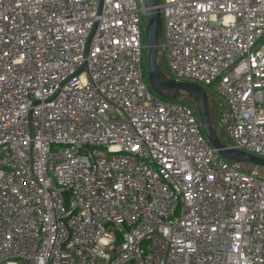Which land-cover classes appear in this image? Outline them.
<instances>
[{"label": "built area", "instance_id": "2783aa9c", "mask_svg": "<svg viewBox=\"0 0 264 264\" xmlns=\"http://www.w3.org/2000/svg\"><path fill=\"white\" fill-rule=\"evenodd\" d=\"M158 8L164 72L264 158V0ZM145 26L142 0H0V264H264V172L151 90Z\"/></svg>", "mask_w": 264, "mask_h": 264}, {"label": "water", "instance_id": "95a60500", "mask_svg": "<svg viewBox=\"0 0 264 264\" xmlns=\"http://www.w3.org/2000/svg\"><path fill=\"white\" fill-rule=\"evenodd\" d=\"M145 9V40L147 49V81L158 96L178 101L189 97L197 108L202 130L211 145L226 160L241 164L244 168L259 167L264 172V158L227 145L214 128L209 92L200 84L178 81L169 77L160 65L163 44V23L158 8L159 0H142Z\"/></svg>", "mask_w": 264, "mask_h": 264}, {"label": "rangeland", "instance_id": "374dc122", "mask_svg": "<svg viewBox=\"0 0 264 264\" xmlns=\"http://www.w3.org/2000/svg\"><path fill=\"white\" fill-rule=\"evenodd\" d=\"M143 64H144L145 74H146V77H147V49L144 51ZM186 99H188L189 101H191L190 98H188V97H185V98H183L182 100H186ZM212 105H213V102H211V106H212ZM194 106H195V105H194ZM195 107H196V106H195ZM196 110H197V108H196ZM212 110H213L212 117H213V120L215 121V120L218 119V114H217V111L215 110L214 105H213ZM215 125H216V124H215ZM216 130H217V129H216ZM222 139L226 140L225 137H222Z\"/></svg>", "mask_w": 264, "mask_h": 264}, {"label": "trees", "instance_id": "16d2710c", "mask_svg": "<svg viewBox=\"0 0 264 264\" xmlns=\"http://www.w3.org/2000/svg\"><path fill=\"white\" fill-rule=\"evenodd\" d=\"M188 98H189V97H188ZM182 102L185 103V104H187V105H189V106H193V107H195L194 104H193L191 101H189L188 99L183 100Z\"/></svg>", "mask_w": 264, "mask_h": 264}]
</instances>
